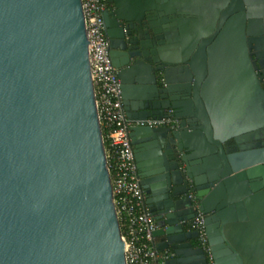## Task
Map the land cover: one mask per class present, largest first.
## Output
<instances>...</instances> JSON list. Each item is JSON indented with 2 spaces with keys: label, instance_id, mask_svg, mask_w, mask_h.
I'll return each instance as SVG.
<instances>
[{
  "label": "water",
  "instance_id": "water-1",
  "mask_svg": "<svg viewBox=\"0 0 264 264\" xmlns=\"http://www.w3.org/2000/svg\"><path fill=\"white\" fill-rule=\"evenodd\" d=\"M112 1L126 22L156 10ZM163 2L169 47L125 70L109 54L156 250L208 264L182 176L212 264H264V0ZM168 109L176 129L146 125ZM124 251L81 2L0 0V264H125Z\"/></svg>",
  "mask_w": 264,
  "mask_h": 264
},
{
  "label": "built area",
  "instance_id": "built-area-1",
  "mask_svg": "<svg viewBox=\"0 0 264 264\" xmlns=\"http://www.w3.org/2000/svg\"><path fill=\"white\" fill-rule=\"evenodd\" d=\"M88 41V55L95 107L100 125L112 200L124 243L125 264H164L170 258L156 250L153 233L156 224L145 206L129 138L131 123L123 110L120 81L108 54V41L102 22L104 0H80ZM172 117L148 120L149 127H169ZM195 213L190 228L197 233V242L212 264L207 245L204 219L198 210L194 192L189 195Z\"/></svg>",
  "mask_w": 264,
  "mask_h": 264
},
{
  "label": "flooded vegetation",
  "instance_id": "flooded-vegetation-1",
  "mask_svg": "<svg viewBox=\"0 0 264 264\" xmlns=\"http://www.w3.org/2000/svg\"><path fill=\"white\" fill-rule=\"evenodd\" d=\"M164 3L163 0H156V10L145 12L143 17L137 21L126 22L117 16L114 2L104 0L102 4V22L105 35L106 31L111 35V39L106 36L108 54L112 53L114 55V60L116 64L121 66V69L125 70L136 66L137 61L146 63L148 59L153 57V53L156 52V56H159L162 48L169 47L172 44L171 40L174 32L172 24L174 22L170 16L162 14V11L158 8ZM190 18L193 19L194 16L190 15ZM163 19L166 21L162 22ZM154 31H156V34H154ZM183 66L180 65L179 67ZM113 68L118 77V70L114 66ZM158 75L156 73L157 84L160 86L162 79ZM182 95L183 93L180 96ZM164 116L172 117L173 123L167 128L176 129L178 122L174 119L173 111L171 109L165 110ZM228 150L236 152L237 148L230 143ZM178 179L181 184L178 186L177 191L182 195V198H186L191 202L189 195L193 190L190 181L183 179L182 176ZM196 245L199 247L198 242H196Z\"/></svg>",
  "mask_w": 264,
  "mask_h": 264
},
{
  "label": "crops",
  "instance_id": "crops-1",
  "mask_svg": "<svg viewBox=\"0 0 264 264\" xmlns=\"http://www.w3.org/2000/svg\"><path fill=\"white\" fill-rule=\"evenodd\" d=\"M155 243H156V241H155Z\"/></svg>",
  "mask_w": 264,
  "mask_h": 264
}]
</instances>
